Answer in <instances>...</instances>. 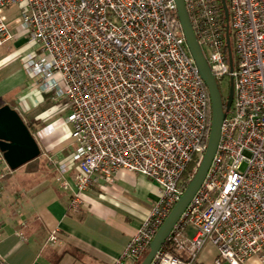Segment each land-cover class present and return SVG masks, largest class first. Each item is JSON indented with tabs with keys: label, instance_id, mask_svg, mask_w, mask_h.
<instances>
[{
	"label": "built area",
	"instance_id": "obj_1",
	"mask_svg": "<svg viewBox=\"0 0 264 264\" xmlns=\"http://www.w3.org/2000/svg\"><path fill=\"white\" fill-rule=\"evenodd\" d=\"M226 3L232 64L222 0H185L219 85L234 80V100L208 176L166 241L175 248L165 244L152 264H200L207 244L217 249L215 264H264V0ZM19 4V16L8 17ZM23 34L31 88L69 107L64 126L80 170L70 209L121 170L158 185L120 260L138 262L180 200L189 165L200 163L211 122L175 1L0 0V48ZM11 172L0 152L2 189ZM59 240L54 231L47 242Z\"/></svg>",
	"mask_w": 264,
	"mask_h": 264
},
{
	"label": "crops",
	"instance_id": "obj_2",
	"mask_svg": "<svg viewBox=\"0 0 264 264\" xmlns=\"http://www.w3.org/2000/svg\"><path fill=\"white\" fill-rule=\"evenodd\" d=\"M28 55L29 49L23 58L27 60ZM6 61L0 60V77ZM18 70L20 81L5 87L0 80V108L9 105L23 118L28 117L26 124L41 155L17 171L11 170L5 179L7 190L0 183V190L6 192L12 179L23 200L20 215H10L0 202V256L7 264H136L120 260L159 199L158 185L142 174L121 170L113 185L94 186L81 208L70 209L80 170L74 160L77 145L64 126L66 118L57 117L65 106L59 103L29 114L35 100L47 94L34 92L30 83L25 88L31 78L26 62ZM24 89L30 92L22 93ZM29 165L34 167L26 172L24 168ZM54 231L60 239L56 245L47 242ZM189 234L192 236L193 231ZM216 257L217 249L207 244L200 264H215Z\"/></svg>",
	"mask_w": 264,
	"mask_h": 264
},
{
	"label": "water",
	"instance_id": "obj_3",
	"mask_svg": "<svg viewBox=\"0 0 264 264\" xmlns=\"http://www.w3.org/2000/svg\"><path fill=\"white\" fill-rule=\"evenodd\" d=\"M174 1L188 51L209 93L211 122L206 150L198 168L180 197V200L157 231L149 245L148 253L140 264H152L205 182L213 160L218 152L222 137L223 123L230 112L234 100V80L231 79L230 81L227 99L225 100L219 83L198 42L186 8L185 0ZM222 4L226 21V42L229 50L230 62L232 64L229 11L226 0H222ZM0 152L3 154L4 160L12 171H17L24 165L36 160L41 155L40 146L27 124L24 122L19 112L9 105H4L0 108Z\"/></svg>",
	"mask_w": 264,
	"mask_h": 264
},
{
	"label": "rangeland",
	"instance_id": "obj_4",
	"mask_svg": "<svg viewBox=\"0 0 264 264\" xmlns=\"http://www.w3.org/2000/svg\"><path fill=\"white\" fill-rule=\"evenodd\" d=\"M22 7L23 6L20 4L12 6L10 9L6 10L5 13L10 18L18 17ZM25 36L26 35L23 34L22 38L19 39V41H21L22 44H19V45L15 44V42L18 41V40H16L15 42L11 41L10 43H8L5 46H3L2 48H0V60H3V59L7 60L2 65L3 66L2 75L0 77L2 85H4L5 87L9 86L12 83L20 81V75L21 74L19 73L18 67H19V65L24 66L26 60H25V58H23L24 57L23 52H25V50H28L30 47V45L26 41L27 38ZM227 81H229V80H227ZM227 81L225 80L222 84L219 85L223 96H227L228 91H229V89H228L229 86H228ZM29 83L30 82L26 81V83L24 84L25 88H27ZM21 87H24V86H21ZM26 91H27V93L30 92V90H27V89H24L23 92L22 91L21 92L26 93ZM50 96H52V95H46L40 99H36L35 100V107H34L33 111L29 114H33V113L36 114L40 111H44V110L49 109L50 107H53L54 105H58L60 103V104L64 105L65 107L63 108V110L61 112L62 114L57 115V117L66 118L70 114L69 107L66 106L67 102L65 100L53 101ZM54 117H56V115ZM24 118L26 121L25 123L29 122V119L26 115ZM33 167H34V165H29V166L25 167L24 170L26 172H29L28 169H31ZM244 169H245V167L242 168V170H244ZM9 181H10L9 191L3 192L0 190V202L5 205V207L7 208V212L11 213L10 215H13L14 212H18L17 215H20V212L22 211V203H23L22 192L20 190H18L16 185H14V183L12 182V179L10 180V178H9ZM7 189H8V186L6 187V190ZM144 257L145 256L141 257V259L136 264H140ZM63 264H67V263L64 262ZM244 264H260V263L255 258H250Z\"/></svg>",
	"mask_w": 264,
	"mask_h": 264
},
{
	"label": "trees",
	"instance_id": "obj_5",
	"mask_svg": "<svg viewBox=\"0 0 264 264\" xmlns=\"http://www.w3.org/2000/svg\"><path fill=\"white\" fill-rule=\"evenodd\" d=\"M210 121H211V116H210ZM27 126H28V128L30 129V131H31L30 126H29V125H27ZM207 142H208V137L205 139V144H206ZM198 165H199V164H198V161H195V162H193V163H191V164L189 165V167H188L186 173H185L184 176H183V180H184V183H183V186H182V190H183V191H185V189L187 188V186H188L190 180L192 179L193 175L195 174V172H196V170H197V168H198ZM167 246H171L173 249L175 248L174 244H171L170 242H167V243H166L165 248H166ZM148 251H149V249L146 251V253H148ZM184 258H186V257L184 256ZM184 258H183V259H184Z\"/></svg>",
	"mask_w": 264,
	"mask_h": 264
}]
</instances>
